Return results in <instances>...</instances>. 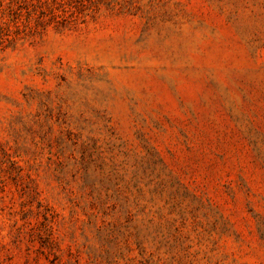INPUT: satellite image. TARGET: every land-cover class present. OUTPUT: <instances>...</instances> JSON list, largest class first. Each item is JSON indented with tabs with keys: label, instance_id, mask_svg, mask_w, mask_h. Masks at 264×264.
Wrapping results in <instances>:
<instances>
[{
	"label": "rangeland",
	"instance_id": "1",
	"mask_svg": "<svg viewBox=\"0 0 264 264\" xmlns=\"http://www.w3.org/2000/svg\"><path fill=\"white\" fill-rule=\"evenodd\" d=\"M0 264H264V0H0Z\"/></svg>",
	"mask_w": 264,
	"mask_h": 264
}]
</instances>
